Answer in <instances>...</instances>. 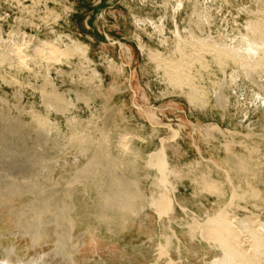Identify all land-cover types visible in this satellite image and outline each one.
Returning a JSON list of instances; mask_svg holds the SVG:
<instances>
[{
	"label": "rangeland",
	"instance_id": "rangeland-1",
	"mask_svg": "<svg viewBox=\"0 0 264 264\" xmlns=\"http://www.w3.org/2000/svg\"><path fill=\"white\" fill-rule=\"evenodd\" d=\"M19 2L0 0V259L4 248L15 254L14 263L48 255L67 233L60 264L67 257L84 264L95 251L103 256L106 247L123 245L141 246L148 264L229 262L220 236L215 243L203 231L217 219L213 230L224 236L221 216L229 214L235 226L239 220L228 202L207 195L209 186L194 166L218 172L233 195L229 164L235 177L246 174L239 154L250 139L264 138V66L255 69L264 63V0ZM50 48L57 54L51 58ZM208 48L229 50L233 61L213 65L211 77L194 83L197 95L190 100L188 86L171 80L175 69L169 65L210 61ZM101 151L116 172L136 183L143 200L138 218L116 209L105 213L98 199L106 194L98 175L106 161ZM130 168L136 173L127 174ZM45 183L60 184L38 203L24 188ZM61 191L65 195L56 196ZM53 195L59 203H50ZM54 205L67 210L64 219ZM234 207L247 212L241 218L249 215L255 228L264 225L263 215ZM83 210L119 225L120 232H98L84 222ZM237 229L250 238L245 253L259 256L252 242L257 232L243 222Z\"/></svg>",
	"mask_w": 264,
	"mask_h": 264
},
{
	"label": "bare ground",
	"instance_id": "bare-ground-1",
	"mask_svg": "<svg viewBox=\"0 0 264 264\" xmlns=\"http://www.w3.org/2000/svg\"><path fill=\"white\" fill-rule=\"evenodd\" d=\"M17 1H20L19 3H21L24 0H17ZM259 27H264V22ZM256 32H258V31H255V33ZM196 43H199V42L197 41ZM228 52H229V50H228ZM228 52H227V49L224 50V49H220V48H211L208 51V53H209V55L211 57L210 61L203 60L202 58L201 59L200 58H197V59H195L191 63H190V61L187 62L186 64H189L190 63L189 64L190 66H187V67H185L186 64L184 65L183 62H182V65H183L182 66L179 63V61H174L173 60V61H171L172 65H169V66H172V67H170V69L171 68L175 69V71L172 73L173 74V78H171V80L174 82V84L175 83L176 84L178 83L179 85H183L184 84V85L188 86V88L190 89V92L188 93L190 95V100H195V95H197V92H196L197 90L194 89V87H193L194 83H196V81H198V80H202L204 78H207L208 79L209 77H211L212 74L210 73V69H211V67H213V65L220 64L223 61H227V60L229 62V60L233 59V58L230 57V53H228ZM54 55H57L55 53L54 48H50L49 55H48L49 58L53 57ZM187 56H189V55H187ZM232 56H234V55H232ZM153 58L154 59H159V60L161 59V58H156V57H153ZM180 58H182V57H180ZM232 61L233 60H231V62ZM20 63H22V62H20ZM263 66H264V63H262V62L259 61V63H256L255 64V69L256 70L257 69L258 70L259 69L263 70ZM184 72H186V73L183 74ZM205 94H206V92L203 93V95L201 97V99H202L201 102L202 103H205L207 101H210V97H208V96L205 97ZM191 97L193 99H191ZM50 100L52 101V103L54 102V103L61 104V102H60L61 100H60V98L58 96H52V97H50ZM16 132L11 131V133H13V134H16ZM17 137L18 136L16 135V138ZM5 138H7V137L5 136ZM263 144H264V138H258L257 137V138H254V139H250L249 143L246 144V147H247L246 152L243 153V155L242 154H239L241 156L239 158L240 161H242V162L245 161L244 162V168L243 167H241V168L248 170L246 168V167H248L250 171H245V172H246V174L252 175L253 176L252 178H247L246 174H244L242 176L241 175L240 176L239 175L238 176L236 175L237 177H235L234 175L237 173L235 171L236 169H234L235 168L234 167V164H231L229 162L230 163L229 164L230 167H231V165H233L232 168H233V171L235 173V174L232 173L233 176L232 175L230 176V178L235 183V185H234V188L235 189H234V194L233 195H231V194L229 195L228 190H226L227 187H226L225 181L223 180V178L221 176H219V173L218 172H214L210 168H206V167H202V166L199 167L198 164L194 166V169L196 168L197 173H198L199 177L202 179L203 183L206 182L204 184H207V186H209V191L207 192V195H210V196H213V197H216V198L218 197L219 199L228 202V205L230 207L228 205L227 206L229 207V209L232 210L231 213H233L231 216L232 217L234 216V217H236V219L239 220L237 222V224H241V222H243L244 224L247 225V227L249 229L257 232L256 235H258V237H256V238L254 237V239H252V242H254V244L257 246V250H259L260 253H259V256L257 255V257L256 256L253 257L251 255H247L248 253L247 254L245 253L246 252L245 251V249H246L245 248L246 247V240H250V238L248 239L247 237L240 235L241 234V229L240 230L237 229V224L235 226L234 224H231L229 222L230 221V219H229V216L230 215L229 214L222 215L220 221H218L219 222V226L222 225V226L225 227V230H224L225 231V235L224 236L219 235V232H221V230H219V232L216 231L217 228H215L216 230H213V227H214L213 225H214V223L217 222L216 221L217 219L213 220L212 222H214V221L215 222L214 223L211 222V224L208 225L209 227L206 226L207 229H205V231H203L204 232V235H203V233H202V235L204 237L206 236V239L212 240L215 243H217V241H218L217 235H218V237L220 236L219 237V240L220 241H219L218 244H219V246L220 245L223 246L224 255H225V253H227V255L230 257V261L227 262L226 264H262V260H264V225L261 228L260 227L259 228H255L254 227V223L251 222L252 220L250 221L249 215L242 216V218H241V215L243 213L246 214L247 212H245V211H243L241 209H237V208L234 207L235 204L237 203L240 206H243L245 209L251 210L253 213L261 214V215L264 216V145ZM102 150H104V149H102ZM100 153H101V155L104 158L105 153L103 151H101ZM96 154H98V153H96ZM99 156H100V154H99ZM0 159H1V157H0ZM105 160H106L105 161V166L102 168V171L101 172L99 171V174H98L100 176L99 178L100 179L102 178L101 180L105 181V183H101V187H102V189L105 188L106 194L102 192V195L103 196H101V197L98 198L99 199V202L102 201V203H103V206H104L103 209H104L105 213L109 212L111 209H116L120 215H126V214L130 213V216L133 215L135 217L137 216V218H138L137 213L141 210L140 207H141V204H142L141 202L143 200L141 199L142 197L139 196L140 194L135 189V187L137 186L136 183H134L133 181L131 182V181L126 180L127 179L126 177H123L119 172H116V170L114 169V167L109 163L111 161V159H110V161H109V159L108 160L105 159ZM228 161H230V160H228ZM1 163H2V161H1ZM112 163H113V160H112ZM159 166H160L159 168H160L161 172L164 171V168H165V160H163V163L162 162L159 163ZM171 167H172V165L170 164L169 169L168 170L165 169V172L167 173L170 169H172ZM130 169L131 170L127 169V174L130 171H131L132 175L136 173V172L133 173L134 172L133 171L134 170L133 168H130ZM87 171H90V169H88V167L85 169V173ZM164 175H165V173H164ZM57 184H60V183H45V187H33V188L24 187V188L26 190L29 189L28 191H30L31 193H33L34 195H36L35 196V199H36V202L38 203V202H40L42 200L45 201V198L44 197L45 196L47 197V194L48 193H52L54 191L53 190L54 189L53 185H56L57 186ZM47 185H49V186H47ZM168 185H170V184H168ZM24 188H23V190H24ZM71 188H72V183L69 184L65 190L68 191ZM170 188H171V186H170ZM58 193H57L56 196L59 195V197H60L61 194H62V196L65 195V193L63 191L58 192ZM44 194H45V196H44ZM24 196H25V194H24ZM56 196H54L52 198V200H50V203L54 199L55 200H58V197H56ZM66 197H67V195H66ZM59 200H58V203H59ZM47 201H49V200H47ZM27 206H26V208H27ZM65 206H66V204H65ZM49 207H50L49 209H52L51 208V205H49ZM44 209H45V206H44ZM53 210H54V212L56 211V213L58 215H60V217L62 216V218L64 219V217H65L64 214H65V212H67V210L65 208L64 209H59V207L57 208L56 205H54L53 206ZM223 212H225V211H223ZM65 215L67 216V214H65ZM81 215H82V218H83V220H84L85 223H87L89 225L95 224V227H96L97 231L100 232V233H106L110 237H114L118 232H120V230L117 229V226L119 227V225H113L112 221L105 223L106 221H102V220H100V218H95L94 215H96V214L94 212L93 213H90V212H86V211L83 210V211H81ZM69 216H70V214H69ZM35 217H38V216H35ZM125 218H128V216H126ZM214 218H216V216ZM217 218H219V217H217ZM240 218H241L242 221H240ZM40 219L41 218H39V220ZM93 219H94V221L92 222ZM233 220H235V219H233ZM43 221H44V219H43ZM41 222H42V220L40 221V223ZM51 222H52V220H51ZM44 224H45V222H44ZM51 224H53V223H51ZM39 225H42V224H39ZM60 226H61V224H60ZM38 227L39 226H37V228ZM114 229H116V230H114ZM84 230L89 235V230L88 229H84ZM60 231H61V227H60ZM35 232H36V230H35ZM91 234L89 235V237L93 236ZM65 235L62 234V235L59 236V238L61 240H59V238H58L59 241H58L57 244H55L56 247L54 248L53 251H51L50 253H48V255H45V256L43 255V256H39V257H32V258H30L29 260H26V261H22V259H17V261L14 263V262L11 261V258L12 257L17 258V257L15 256V254L13 252H11V251L8 250L10 252L9 254H10L11 257L6 256L5 259H0V264H60V263H58L56 261V259L62 257V254H63L62 251H64V249H66L65 248L66 245H69V240H70V239H68V241H67V239H66V242L64 244L63 241H64V238H65ZM69 235H70V233H69ZM32 236H33V234H32ZM51 240H53V239H51ZM34 242H36V241H34ZM90 244L93 246L92 242ZM86 247H87V242L85 243L84 248H83V250L80 253V257L81 258L84 257L83 251L86 249ZM231 252H233V253H231ZM239 256H241V257L239 258ZM47 258H48V260H46ZM69 260L70 259H68V257L67 258H62V261L61 262H66V264H71ZM215 262H216L215 264H221V260H220V262L219 261H215ZM211 263H212V261H211Z\"/></svg>",
	"mask_w": 264,
	"mask_h": 264
},
{
	"label": "crops",
	"instance_id": "crops-1",
	"mask_svg": "<svg viewBox=\"0 0 264 264\" xmlns=\"http://www.w3.org/2000/svg\"><path fill=\"white\" fill-rule=\"evenodd\" d=\"M142 247H135L134 245L129 248L123 245L121 248L113 250L105 248L107 252L100 255V252L95 251L91 256H88L84 264H112V257L116 255L118 258L115 264H148L149 260L145 257L144 249ZM119 255V256H118ZM122 257V258H121Z\"/></svg>",
	"mask_w": 264,
	"mask_h": 264
},
{
	"label": "flooded vegetation",
	"instance_id": "flooded-vegetation-1",
	"mask_svg": "<svg viewBox=\"0 0 264 264\" xmlns=\"http://www.w3.org/2000/svg\"><path fill=\"white\" fill-rule=\"evenodd\" d=\"M3 252H4V254H5V258H6V256L11 257L10 254H9L10 252L8 251V249L4 248V249H3ZM44 256H45V255H44ZM5 258H4V259H5Z\"/></svg>",
	"mask_w": 264,
	"mask_h": 264
}]
</instances>
